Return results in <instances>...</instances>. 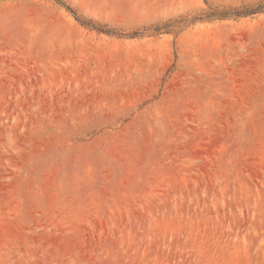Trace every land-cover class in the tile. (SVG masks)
<instances>
[{
	"label": "rangeland",
	"instance_id": "rangeland-1",
	"mask_svg": "<svg viewBox=\"0 0 264 264\" xmlns=\"http://www.w3.org/2000/svg\"><path fill=\"white\" fill-rule=\"evenodd\" d=\"M0 264H264V0H0Z\"/></svg>",
	"mask_w": 264,
	"mask_h": 264
}]
</instances>
